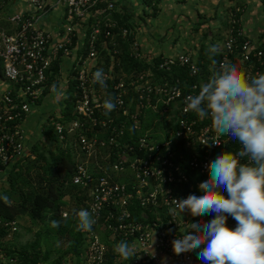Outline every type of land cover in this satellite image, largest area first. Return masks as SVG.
Returning <instances> with one entry per match:
<instances>
[{
  "label": "built area",
  "instance_id": "built-area-1",
  "mask_svg": "<svg viewBox=\"0 0 264 264\" xmlns=\"http://www.w3.org/2000/svg\"><path fill=\"white\" fill-rule=\"evenodd\" d=\"M28 2L29 12H17L10 18L16 32H0L3 76L11 84L0 96V176L30 152L22 124L32 107L40 104L46 89L53 90V85L57 88L64 76L63 60L70 59L65 83L69 87L76 81L75 120L62 122L61 115L51 120L50 126L59 143L71 139L77 149L72 183L88 192L90 201L84 209L95 219L92 230L85 232V249L71 264L108 263L109 247L101 231L117 244L127 241L137 256L130 261L118 256L112 264H164L165 258L171 264H203L197 258L199 249L177 255L172 241L188 231V222L209 221V215L193 217L187 211L182 214L176 201L198 194L202 182L193 181L192 176L209 178L207 166L231 138L215 132L210 116L201 118L185 111L186 97L198 94L206 80L193 84L189 91L179 79L170 82L161 77L160 82H155L156 72H170L177 67L189 69L191 77L199 76L198 59L182 54L160 57L155 64L159 57L152 58L144 52L133 30L119 27L113 20V0ZM56 6L64 13L62 24L54 30L47 26L46 18ZM130 37V56L149 68L126 74L115 68L121 65V41ZM220 48L219 61L210 78L225 63L248 75L264 74V49L261 45L252 49L241 18L231 15ZM101 68L106 77L104 88L94 83L92 76ZM109 97L116 107L105 116L103 103ZM151 116L156 118L146 129L145 122ZM239 149L240 146L234 153ZM134 202L149 209L152 218L134 220ZM232 220L234 228L236 221ZM17 225L16 221L3 222L0 217V227L11 233L18 231ZM16 263L0 249V264Z\"/></svg>",
  "mask_w": 264,
  "mask_h": 264
},
{
  "label": "clouds",
  "instance_id": "clouds-1",
  "mask_svg": "<svg viewBox=\"0 0 264 264\" xmlns=\"http://www.w3.org/2000/svg\"><path fill=\"white\" fill-rule=\"evenodd\" d=\"M208 51L217 55L220 45ZM92 76L94 83L106 87L102 68ZM52 88L56 90L55 85ZM185 104V111L210 116L215 132L237 141L240 149L218 155L207 166L210 175L198 185V194L176 201L182 214L215 213V217L188 222V231L172 241L173 251L179 255L199 249L197 258L203 264H264V74L252 76L234 65L221 64L198 94L186 97ZM115 107L111 97L106 99L104 115ZM74 214L78 231L92 230L95 219L87 209ZM229 217L236 221L234 228L228 224ZM59 223L52 220L51 226L57 228ZM115 251L123 260L137 257L127 241L119 242Z\"/></svg>",
  "mask_w": 264,
  "mask_h": 264
},
{
  "label": "trees",
  "instance_id": "trees-1",
  "mask_svg": "<svg viewBox=\"0 0 264 264\" xmlns=\"http://www.w3.org/2000/svg\"><path fill=\"white\" fill-rule=\"evenodd\" d=\"M157 0H151L150 3H154ZM263 5H264V0ZM244 9L239 5L232 7V14L234 17L240 19L243 15ZM123 20L119 27L126 26ZM119 29H115L118 32ZM133 42V37H130L128 41H121L122 53L119 55L121 61L120 67H116V71H123L126 74H130L133 71H143L149 68L148 65L142 61L134 59L130 56V45ZM213 46V45H212ZM207 45L203 44L199 54L198 62L201 66V73L199 76L191 77L189 69L184 67L174 68L170 72H156L155 82H160L162 77L164 80L170 82L174 80H180L183 88L189 91V87L193 84H197L200 81H208L212 72L216 69L215 66L219 61V55H211L209 53ZM263 49V46H261ZM104 55V54H103ZM102 55V56H103ZM161 58L154 60V63H158ZM108 61V58H105ZM239 70L241 68L237 67ZM0 74H3V63L0 60ZM76 87V81H73L67 89L65 100L72 105V110L63 115L62 122H69L75 120L73 113L74 104L76 98L74 91ZM49 92L46 90L44 96ZM151 120L145 122V128L150 129L155 116H151ZM45 137L49 138L55 145L58 143V137L54 134L52 127L45 130ZM70 142V143H69ZM67 148L62 146H55L56 149L50 147L45 149L41 147V142L32 146L30 152L22 158L16 160L8 169L5 175L6 186L0 189V217L3 222L16 221L18 216L30 217L37 223L43 224L47 229L52 231L56 236L60 237V240L64 244L68 245V248L58 255L57 258L52 259L51 253L48 251H41L40 236L31 244L24 245L20 249L12 247V243H7L6 236L8 234L6 228L0 227V249H4L9 259H16V264H41V263H53V264H66L68 257L73 255L78 258L86 247V231L77 230V217L75 211L87 208L89 205L88 192L83 191L79 186L72 183V179L75 173L78 158L75 159L73 154L74 145L71 139L66 141ZM69 147V145H71ZM239 143L231 139L230 143L225 149H220L215 153V157L222 154L225 151L235 152ZM193 181L199 180L200 182L206 181L208 178L195 179V175L192 176ZM197 178V177H196ZM199 192V190H198ZM225 195H227L225 191ZM7 197L5 201L3 197ZM71 199L72 203L67 199ZM68 211V216L63 217L64 210ZM133 212V218L137 221L150 220L152 218L151 211L143 208L139 203L134 202L131 207ZM148 217V219H146ZM215 217V213L209 215V221ZM59 221V227L53 228L51 221ZM17 222V221H16ZM232 218H228V224L232 227ZM233 228V227H232ZM102 240L109 247L108 263L112 264L119 256L115 251L116 241L109 239V234L105 231H101ZM9 245L6 250L5 245Z\"/></svg>",
  "mask_w": 264,
  "mask_h": 264
},
{
  "label": "crops",
  "instance_id": "crops-1",
  "mask_svg": "<svg viewBox=\"0 0 264 264\" xmlns=\"http://www.w3.org/2000/svg\"><path fill=\"white\" fill-rule=\"evenodd\" d=\"M113 1L115 3L113 20L118 25L125 20L123 24L133 30L136 42L152 58L188 54L199 59L203 44L208 47L217 44L221 46L229 29L234 5L244 9L241 17L242 28L251 41L252 49H256L259 45L264 49V23L259 20L264 18L262 0H157L152 4L151 0ZM3 2L15 5L14 14L27 13L30 10L28 0ZM63 13V9L56 6L46 18L47 26L57 29L63 22ZM11 16L8 19L0 17V25H3V28L0 27V32L4 31L7 34L16 32V26L10 22ZM70 63V59L63 60L64 76L56 84L55 91L50 87L46 89L49 92L45 96L58 92L61 97H65L64 92L67 93L69 88L65 83V77L69 76ZM10 87L11 84L5 80L3 74H0V96ZM42 101L43 99L40 104ZM43 124L31 116L25 118L22 127L30 150L46 136L45 130L49 126L47 122L46 125ZM46 139L49 140L48 137ZM3 180L5 181V175L0 176V185ZM164 264L171 262L165 258Z\"/></svg>",
  "mask_w": 264,
  "mask_h": 264
},
{
  "label": "rangeland",
  "instance_id": "rangeland-1",
  "mask_svg": "<svg viewBox=\"0 0 264 264\" xmlns=\"http://www.w3.org/2000/svg\"><path fill=\"white\" fill-rule=\"evenodd\" d=\"M3 1L4 0H0V9H1L0 17L8 19L11 15H13L16 12V9L14 8L15 5H13L12 3H5ZM259 20L264 23V18H260ZM0 27L3 28V25L2 26L0 25ZM221 45H223V43ZM66 94L67 93L64 92L65 97ZM65 97H61L60 93L58 92H52L48 94L47 96L43 97V101L40 105L32 107L31 113L28 115V117L31 116V118H33L34 120H38L39 123L41 124L43 123L45 124L47 122V125L49 126L51 124V120H58L59 118H61V114H66L67 112L72 110L73 108L72 105L65 100ZM47 140L48 139H46V137L44 136L43 139L39 141L41 142L40 146L45 149H48L50 147L56 149L55 146H60V145L64 149L67 148V143L58 142L55 145L52 141L49 140L47 141ZM71 146L72 144L69 145V147ZM73 154L75 156V159H77L78 154L75 146L73 148ZM5 186H6V182L3 180L2 184L0 185V189ZM67 200H69V202L72 203L71 199L68 198ZM64 213H68V211L65 209ZM16 221L18 224L17 225L18 231L15 233H11L7 231L8 234L6 236L7 243H12V247L16 248V250L20 249V247L24 245L33 243L38 238V236H40L41 251L50 252L52 259L57 258L58 255L63 251V249L68 248V245L64 244V242L60 240V237L56 236L43 224L37 223L35 220H32L30 217L18 216ZM8 247L9 245L6 244L5 245L6 250L8 249ZM74 261H76V258L75 256L71 255L68 257L65 263L71 264Z\"/></svg>",
  "mask_w": 264,
  "mask_h": 264
}]
</instances>
